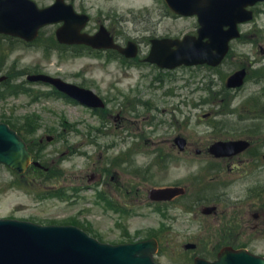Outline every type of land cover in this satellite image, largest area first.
I'll return each mask as SVG.
<instances>
[{
  "label": "rangeland",
  "instance_id": "obj_1",
  "mask_svg": "<svg viewBox=\"0 0 264 264\" xmlns=\"http://www.w3.org/2000/svg\"><path fill=\"white\" fill-rule=\"evenodd\" d=\"M39 5H44L48 0H36ZM257 12L256 23L242 26L243 37L232 44L230 53L224 67H235L239 63L238 54L251 55L252 60L259 54H254V47L264 50V4ZM48 28L43 30L45 35ZM2 48V47H0ZM9 64L15 65L11 70L27 69L29 71H44L51 75H59L61 78L82 83L84 86L100 91L108 99L116 96V100L108 102L107 110L100 115L93 114L84 107L73 102L63 101L53 97H40L43 91H47L42 85H29L28 93L17 97H9L0 101V116L8 122L14 123L18 118L25 117L28 122L38 121V125L28 124L37 131L32 135V140L37 142L46 135L53 136L50 141H43V148L38 153L45 164L49 166L50 178L46 182L39 179L32 180L30 176L18 178L14 172L4 165H0V217H11L29 220L40 224H79L91 226V232H98L104 241L116 243L122 240L138 239L143 235L141 227L145 225L143 214L151 213L141 206L143 200H147L146 191L157 184H166L171 180L168 177H149L139 182L137 194H126L119 191L120 185L127 187L130 175L118 173L116 192L113 198L118 203L126 204L123 211L105 209L94 202L95 189L89 187L93 184L92 175L98 176L96 169L101 163L111 156L117 155V150L126 149L131 139L142 132L145 138L142 141L160 142L170 138L173 131L170 123L175 121V110H184L185 105L179 99L187 96L192 99L193 108L189 107L190 134L193 141L203 144L214 140L216 136L239 135L241 131L252 125L249 119H241L243 110L234 113H225L221 116L202 117L205 109L201 102L204 96L202 89L206 74L204 68L178 69L169 74H162V80L150 78L141 79L137 70L132 74L110 66L108 68H96L89 66L90 60L77 58L69 52L58 54L55 51H41L37 48L21 49L16 45L12 54L8 56ZM7 64V67H9ZM150 75L152 71L146 70ZM144 72V70H143ZM153 77V76H151ZM251 86H247V91ZM172 93V97H162L163 92ZM128 95V100L122 101ZM245 92L238 95L235 105L243 99ZM189 102V104H192ZM120 105L129 107L125 112V120L130 130L126 132L120 125L115 115L110 116L109 108H118ZM246 104H244L245 107ZM124 108V107H123ZM174 110V111H173ZM224 111H228L225 108ZM178 121H183L180 115ZM213 119H219L215 123V135L210 136L206 123ZM148 121L163 125L160 129L154 125L146 124ZM121 136L127 137L124 142ZM35 138V139H34ZM90 141L93 144H90ZM111 143L116 146L110 147ZM141 150L140 152H142ZM203 156H194L193 170ZM138 163H146L148 157L136 156ZM264 179V173H262ZM116 176V174H115ZM233 189H246L255 185L254 178L245 176L239 178ZM106 180V179H105ZM134 180L130 178V181ZM106 184V183H105ZM75 185V186H74ZM69 186L75 187L69 191L71 195H62L63 189ZM80 187L82 190H80ZM152 217V215H151ZM255 250L264 255V243L255 245Z\"/></svg>",
  "mask_w": 264,
  "mask_h": 264
},
{
  "label": "flooded vegetation",
  "instance_id": "obj_2",
  "mask_svg": "<svg viewBox=\"0 0 264 264\" xmlns=\"http://www.w3.org/2000/svg\"><path fill=\"white\" fill-rule=\"evenodd\" d=\"M66 1L72 2L76 12L87 15L82 28L83 33L90 36L98 35L101 42L110 37L120 49L133 55L127 57L115 49H94L82 44L56 46V48L86 52L93 56V60L102 64L109 63L115 58V64L119 67L159 70L156 64L148 60L153 44L159 39L194 35L198 27L194 16L175 12L165 0ZM245 79L247 83L256 86L251 96L259 98L264 104V58L252 68L246 67ZM263 104L260 115L255 117L260 123L264 122ZM251 132L252 134L246 138L250 140V148L258 149L255 156L245 159L237 157L209 159L222 162L215 164L218 168L246 160L256 172H261L259 169L264 170V153L261 152V148L264 147V124L254 126ZM153 148L155 170L158 174L168 173L169 164L178 160L190 161L194 153V144L191 141H186L182 150L178 149L176 143L170 141L153 143ZM249 151L251 152V150L247 152ZM202 152L203 149L195 148L196 154ZM251 154L254 155L253 152ZM218 168H213V171ZM215 178L216 176L210 177V180L213 181ZM183 181V183L176 181L173 184L183 187L180 194L169 201L160 200L155 203L157 216L153 225V238L157 240L159 247L175 246L172 252L174 261L184 263L185 260H189L193 263L196 255L214 260L225 247L249 249L264 242V198H262L264 193L259 195L254 193L255 195H251V199L247 202L231 195L230 190L214 189L211 184H208L207 189L201 193L194 194L190 188L191 180L187 175ZM194 221L198 222L196 226H192ZM187 244L194 245L192 250L184 248ZM166 255H168L166 250H159L157 261L161 263Z\"/></svg>",
  "mask_w": 264,
  "mask_h": 264
},
{
  "label": "water",
  "instance_id": "obj_3",
  "mask_svg": "<svg viewBox=\"0 0 264 264\" xmlns=\"http://www.w3.org/2000/svg\"><path fill=\"white\" fill-rule=\"evenodd\" d=\"M253 1L255 0H210L207 6H200L195 2L191 12L199 15L211 42L209 49L195 46L194 53L198 56L185 62H219L227 49L226 41L235 34L234 25L247 18L244 6ZM43 13L44 10L36 9L28 0H0V31L31 40L39 26L59 19L58 16L48 17ZM63 18L68 23L72 22L68 13H64ZM222 25L230 26L227 34L220 31ZM58 38L61 41L75 42L79 36L73 26L65 24L58 31ZM28 78L50 82L81 103L101 105L99 98L91 91L59 78L44 74ZM239 83V73L228 80L229 86ZM244 147L245 144L239 141L217 142L210 149L215 155H224L235 153ZM30 156L21 137L7 124L0 123V163L21 173L27 167ZM161 192L162 190H153L152 196L157 197ZM155 248L153 240L112 245L89 237L75 226L39 225L28 221L0 219V264H155L152 258ZM196 264H264V258L240 250L233 254L224 253L214 263L198 260Z\"/></svg>",
  "mask_w": 264,
  "mask_h": 264
}]
</instances>
